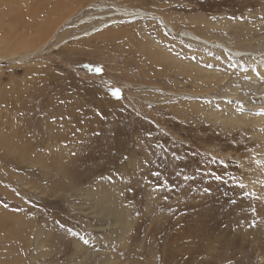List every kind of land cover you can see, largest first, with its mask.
I'll return each instance as SVG.
<instances>
[{"label":"rangeland","instance_id":"1","mask_svg":"<svg viewBox=\"0 0 264 264\" xmlns=\"http://www.w3.org/2000/svg\"><path fill=\"white\" fill-rule=\"evenodd\" d=\"M263 25L264 0H0V264H264Z\"/></svg>","mask_w":264,"mask_h":264},{"label":"bare ground","instance_id":"2","mask_svg":"<svg viewBox=\"0 0 264 264\" xmlns=\"http://www.w3.org/2000/svg\"><path fill=\"white\" fill-rule=\"evenodd\" d=\"M11 6H12V8H16L15 7V5H12L11 4ZM126 14H125V17H126V19L125 20H133V19H138V18H144V17H146V15L144 14V12H141L140 10H133V11H130V12H125ZM32 16H34V15H32ZM121 16H123V15H121ZM29 17V16H28ZM31 18V17H30ZM29 18V19H30ZM33 18V17H32ZM154 18H158V17H154ZM28 19V18H27ZM94 18H90V19H85V20H83L81 23H79L78 25H81V24H88V22H92V20H93ZM159 19V18H158ZM46 20H48L47 22H49L50 21V19H46ZM125 20H121V21H111V22H107V23H103V24H101L100 26H93L91 29H89V30H86V32H84L83 34L81 33L80 35H78V36H76V37H73L72 39H80V38H83V37H86V36H89V35H93V34H95V33H98V32H100L103 28H106V27H111V26H113V25H115V24H118V23H121V22H123V21H125ZM33 21H35L34 20V18H33ZM90 22V23H91ZM89 23V24H90ZM92 24V23H91ZM111 25V26H110ZM264 26V25H263ZM76 27V26H75ZM79 27V26H78ZM170 30H172V28H169ZM263 29H264V27H263ZM252 35V34H251ZM179 37H181V38H185V39H187V40H191V41H194V40H192V38H194L195 39V37L192 35V34H190V33H187L186 31H182L181 32V34L180 35H178ZM197 40V39H196ZM253 43V42H252ZM250 47H251V42H250ZM254 45V44H253ZM234 54H236L237 52H240V50H233L232 51ZM238 56V55H237ZM258 68V67H257ZM262 69V68H261ZM261 72H263V69H262V71ZM254 76V75H253ZM256 113V112H255ZM233 114V113H232ZM255 116V115H254ZM231 118V117H230ZM229 118V119H230ZM234 118V117H233ZM245 119H247V118H245ZM244 119V120H245ZM248 121H251V122H249L248 124H246L245 122H244V124H246L248 127L250 126H254V127H257L259 124H262V126H264V121L261 123V118L259 117V116H257V117H253V119L252 120H247L246 122H248ZM246 126V127H247ZM249 127V128H250ZM263 142H264V137H263ZM261 140V141H262ZM95 199V198H94ZM112 212V211H111ZM16 227V226H15Z\"/></svg>","mask_w":264,"mask_h":264}]
</instances>
